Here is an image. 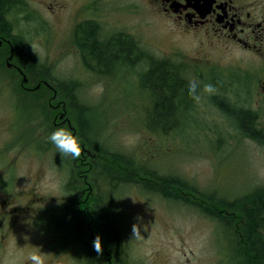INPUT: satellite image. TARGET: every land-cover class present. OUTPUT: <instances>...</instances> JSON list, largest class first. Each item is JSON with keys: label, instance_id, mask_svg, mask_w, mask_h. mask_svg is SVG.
Returning <instances> with one entry per match:
<instances>
[{"label": "flooded vegetation", "instance_id": "obj_1", "mask_svg": "<svg viewBox=\"0 0 264 264\" xmlns=\"http://www.w3.org/2000/svg\"><path fill=\"white\" fill-rule=\"evenodd\" d=\"M152 1L158 5V8L155 9L157 15L168 19L171 24L182 29L183 36L194 34L204 37V67L199 66L198 69L200 70L194 71L190 64L180 62L176 50L157 49L159 47L151 41V37L145 36L144 31L143 33L139 30L141 34H136L132 30H126L124 26L118 27L111 20L112 16H115L114 11H106L107 8H103L102 3L97 6L96 0H87L82 7H75V3L69 6L71 7V17L68 14V21L61 26V39L58 41L59 45H62V50H60L62 58L65 59L69 55L70 58L75 56L81 67L96 73L100 76L98 78H106L109 87L112 85L110 81L118 86L114 78L117 77L119 71H122L121 75H127L125 80L130 79L138 93L143 95L142 104L145 109L151 111L148 114V120L157 125L166 122L183 124V122L186 123L194 119L192 117L179 119L175 117L169 121H163L154 117L153 111L156 110L161 99L154 87L145 82V76L151 69L152 63L169 62L174 69L180 71L181 78L185 80L184 86L186 88H188V83L193 80L190 74L187 75L189 70L194 71L192 74L204 77V81H210L211 76L213 79L221 77L220 82L223 85H226L227 79L231 77L229 79L233 80L234 87L232 93L228 89V92L219 93L222 96H204L205 109L207 111L210 108L218 110L222 116L220 120L223 123L228 122L227 129L229 130L226 132L217 128L218 131L215 133L218 134L216 138L217 148L213 150L211 146V150H208L214 156L217 154V164L220 163L229 168L228 174L223 171L220 172L218 182L214 175L210 178V182L204 183V188L197 185L189 186L190 184L187 182L172 184L173 189L170 198L186 204L204 206V216L209 223L214 225L212 228H215L218 233L220 246L223 248V244L225 248L227 247L221 258L222 264H254L256 252L249 241L250 220L246 214V209L258 200H262L264 203V182L258 184L257 176L253 173L255 165H257L255 149L264 148V0ZM0 2L7 3L3 20L9 25V27L3 28L0 21V51H3L0 53V257L5 258L11 252L12 238L13 240L16 238V235H12L13 232L23 226H25L24 231L28 228H38L42 233L41 238L46 239L47 229H41L38 226L42 222H47L45 219H52L49 215V208L56 202L48 199L46 193L39 186L40 182H42L47 168H51L49 166L51 162L56 169V174H62L64 179L68 177L66 168L61 171L55 158H52V161L48 159L51 153L48 137L57 128H65L66 122L69 129H74L69 116L75 117L79 109L76 103L66 101L63 98L59 88L75 90L76 93L81 91L79 90L80 83H76L78 81L73 84L67 82L66 85L53 86L44 90L46 94L47 92L53 93L52 98L54 100L58 97H61L62 100L49 105L55 117L54 121H57L55 128L47 129L41 122L40 137L35 139L39 130H34L33 118L40 117L43 119L45 117L46 119L51 114L48 113V107L45 103L37 101L35 104L39 111L32 112V98L35 91L33 84L39 85L41 81L37 80L41 76H50L51 73H46L44 70H34L32 54L23 48L22 39L17 35L14 23L9 17V12L17 1L0 0ZM54 3L57 16L67 11L66 2L54 0ZM24 5L28 9L29 5L26 3ZM91 24L96 25L101 40L106 42L122 40L129 43L131 46L130 53H132L130 57L118 56L115 59H110V66L103 68L88 41V27ZM110 26L112 27L110 28ZM223 50L229 51V53L225 54ZM238 52L240 53L238 54ZM201 55L203 54L201 53ZM218 56H231L235 59L224 60ZM74 68L73 73L76 71V67ZM121 88H126L125 84H122ZM41 90L38 89L36 92ZM45 95H39L38 99L45 97ZM208 98L215 100L210 102ZM192 103L194 100L190 97L179 108L181 111H189ZM221 103H225V106L223 107ZM175 107H178L177 103ZM239 111L250 112V129H245L236 119ZM79 115L80 113H78ZM86 123L91 128L88 119ZM205 124L210 125L208 122ZM205 130L213 131L214 129L207 127ZM75 132L76 135L80 134L79 131L77 133V129ZM83 132L81 133L82 154L79 158H74V166H76L77 172L73 171L74 186L73 188L70 187L74 197L71 202L64 199L56 204L57 207L54 206L56 212L63 205L72 206L70 207L72 213H69L77 216L80 220L82 219V212H85L82 208L83 201L78 199L80 179H84L86 175L92 176L91 191L93 190L92 186L98 188L96 157L91 150L86 149L87 141H90L88 130ZM247 158L250 159V163L247 162ZM80 168L84 170H80ZM58 170H60L59 173ZM246 175H249L250 181L245 179ZM69 178L72 179L71 174ZM235 178L239 180V184L243 180L244 186L238 188L237 183H233ZM60 183L62 184V182ZM69 185L70 183L67 184V186ZM62 198H65L64 194ZM54 207L52 212L56 213ZM95 207V204L91 203L89 209H86L90 215V224L96 220L97 207L96 209ZM105 211L106 214H112L110 208ZM261 213V217L264 219V205ZM99 214L102 218V213ZM68 216L69 214H67ZM74 229L80 233L79 223L74 225ZM106 229L108 228L106 227ZM258 232L264 236V228H258ZM97 235L99 234L95 231L94 238ZM108 236L109 245L106 244L104 250L107 260L105 264H113L114 259L117 262H121L122 259L125 260L121 241L117 238V241L112 244L110 233ZM235 239H238V245L242 246L244 251L232 252L231 244ZM45 241L48 242V240ZM116 243L120 244L117 249L115 248ZM48 246H42L40 252L45 250L49 254ZM92 248L96 255L93 245ZM54 252L53 256L60 253L57 248ZM46 262L48 264V259ZM95 262L97 263V259ZM20 264H31V262L26 260Z\"/></svg>", "mask_w": 264, "mask_h": 264}, {"label": "rangeland", "instance_id": "obj_2", "mask_svg": "<svg viewBox=\"0 0 264 264\" xmlns=\"http://www.w3.org/2000/svg\"><path fill=\"white\" fill-rule=\"evenodd\" d=\"M16 1L9 12V17L14 23L17 35L22 39L23 48L39 59L40 62L51 67L59 81L66 80L69 83L78 81L76 83H80L79 90L81 92L78 93V96L81 103L89 105L88 107L91 109L92 134L95 136L97 132L103 131L100 140L97 139L95 143L90 142L89 147L91 149H93L92 145L99 147L100 144H105L108 148L122 146L131 152L133 151L137 156L146 159V161H150V157L151 159L158 158L155 165L161 167L160 170L163 174H170L172 168L179 171L178 176L189 177L194 180L193 183L195 184L210 182L211 175H215L218 182L220 172L223 171L228 174V167L220 163L217 164V154L216 156L214 154L207 155V150L212 146L208 142L213 143L214 149L217 148L216 138L218 134H215L218 131L217 128L223 132L229 130L227 129L228 122L223 123L220 120L222 116L218 110L210 108L207 111L205 109L204 96L207 94L201 91L202 99L199 102L194 101L192 103L191 113L194 120L183 122L184 124H180L178 129L175 127L173 133L160 138L157 133L145 129L144 125L147 122L145 116L149 114V111L145 110V106L142 104L143 95L138 94V90L134 88L130 79L125 80L126 74L121 75L122 71H119L117 77L114 78L119 87L114 85L112 81H110L112 85L109 87L106 78H98L100 76L96 73L81 67L75 56H71L75 59L73 62L74 59L70 58V55L66 56L65 59L62 58L60 52L62 45H59L58 41L61 39V26L68 21V14L71 17V7L69 6L75 3V7H82L87 0H67L68 3L66 0H62L66 2L68 9L60 16L55 14L54 0ZM24 3L29 5L28 9H26L27 6ZM101 3L103 8H107L106 11H114L115 16H112L111 20L118 27L124 26L126 30H132L136 34H141L139 30L144 31L145 36L151 37V41L159 47L157 49L164 51L177 49V57L180 58V62L190 64L195 70H200L198 69L200 63H203L201 66L204 67V37L195 36L194 34L183 36L182 29L171 24L168 19L157 15L155 9L158 8V5L154 1L96 0L97 6ZM69 22L71 21L69 20ZM2 52L1 50L0 53ZM224 53L228 54L229 51H224ZM218 57L224 60L235 59L231 56ZM74 67H76V71L73 73ZM191 78L200 83L201 89L203 84L211 83L215 85L216 90L212 95H221L219 93L228 92V89L232 93L234 90L233 80L229 79L231 77L227 79L226 85L220 82L221 77L213 79V76H211L210 81H204V77L192 74ZM122 84H125L126 88H121ZM98 85H102V90L97 87ZM39 94L46 93L41 92ZM52 96L53 93L47 92L45 97H42L44 99L37 100V102L46 104L48 113L51 115L50 117L47 116L46 119L44 117V120L40 117L33 118V128L39 130L35 139L40 137L41 122L47 129L55 128V122L57 121H54L55 117L49 105L58 100L61 101L62 98L58 97L54 100ZM208 99L210 102L215 100L214 98ZM32 103L31 110L36 113L39 110L36 108L34 96ZM186 117L191 118L190 112L179 116V118ZM69 118L71 117L69 116ZM195 119L199 121H195ZM206 122L212 125L213 131L204 129ZM75 125L73 123V126ZM65 128L69 129L67 122ZM90 132L91 128L89 127L88 135H90ZM50 148L51 153L48 159L52 161V158H55L61 171H64V165L66 166L68 172L67 183L70 174L72 175L73 171L77 172L73 161H70L72 157L61 156L53 144ZM255 153L257 165H255L253 173L256 174L259 184L264 182V148H256ZM247 162L250 163L249 158H247ZM49 166L51 168H47L39 186L50 201L57 202L61 200L63 193L69 191V189L60 186L62 174L55 173L56 169L53 167V162L49 163ZM60 170H58V173ZM91 177L86 175L84 179H80V185L82 182L83 185L79 187L78 193V199L83 201L85 206L89 205L83 208L85 211V214L82 213L85 222L84 227L89 228L90 215L86 212V209H89L91 205L88 197L93 198L92 193L94 191V197H100L101 194L102 199L109 203L112 208L114 207L111 210L112 216L117 214L113 211L116 212L119 205L123 203V209H118V212L119 215L120 212L122 214L121 220L124 219L126 224L129 223V227L126 228L128 246L126 250H128L127 254L132 264H221L217 257L221 252L218 250L220 245L214 243V240H219L218 233H215L216 229L212 228L214 225L209 223L205 216L199 215L198 210L189 206L178 208L177 205L172 203L171 199L166 198L164 195L160 197L151 193H142L139 185H137L138 188L117 186L114 190L109 191L106 185L103 184L98 188L92 186L93 190L91 191ZM245 179H249V175H246ZM242 181L239 184V180L235 178L233 183H237L236 186L241 188L244 186ZM99 213L97 211L95 217ZM123 214L125 217H123ZM133 224H136L139 229L136 236L133 233ZM24 230L25 226L13 232L12 235H16V238L15 240L12 238L10 243L11 252L5 258L0 257V264H4L5 260L20 264L28 260L27 256L30 253L40 252L42 246H48L52 243L48 235H46V239L41 238L42 233L38 228ZM75 238V233L63 235L59 239V244L64 243L67 245L71 239ZM45 240H48V242ZM231 245L233 253H237L238 250L244 251L243 247L238 245V239H235ZM222 246V250L225 251L227 247L225 248L223 244ZM48 249L49 254L45 250L42 251V253L45 251L44 254L47 255L45 259H48V264H74L72 258L65 255V253L60 252L57 256H53L56 248L48 246Z\"/></svg>", "mask_w": 264, "mask_h": 264}, {"label": "trees", "instance_id": "obj_3", "mask_svg": "<svg viewBox=\"0 0 264 264\" xmlns=\"http://www.w3.org/2000/svg\"><path fill=\"white\" fill-rule=\"evenodd\" d=\"M6 8L7 3L0 2V21L3 28L9 27L8 23L3 20V14ZM88 39L90 47L95 52V55L97 56L98 61L101 62L103 68H108L110 66V59H115L118 56L125 58L127 56L129 58L130 54H132L130 53L131 46L129 43H125V41L115 40L112 42H106L101 40L97 32V27L94 24H91L88 27ZM44 67L45 65L39 63L35 58H33L34 70H44ZM179 72L180 71L178 69H174L173 65L169 62L165 63L163 61H158L156 63H152L151 69L145 76V82L154 87L157 95H159L161 99L158 107L155 111H153L154 117L160 118L163 121H169L175 117L179 119L180 115L188 112L186 110L181 111L179 108L181 104H184L190 98L188 88L184 86L185 80L181 78V74ZM57 83L58 87H60V85H66L63 82ZM59 91L62 92L61 95L66 101L69 100L79 106L76 119L79 126V135L81 136L83 131L89 129L86 123L87 121L85 120V111L87 107L82 105L78 93H76L75 90L70 91L65 88H59ZM176 103L178 104V107H175ZM221 105L224 107L225 103H221ZM78 113H80L79 116ZM236 119L245 129H250V112L239 111ZM178 125L179 124H172L168 122L157 125L149 121V124H145L144 126L147 131L157 133L160 138H163L162 136H168L173 133V129L175 127L178 128ZM92 146L95 148L97 155L99 156L98 160H101L96 164L97 169L103 168L108 170V168H110L112 170L110 175L111 179L108 178V180L111 181L110 187L112 190H114L117 186L137 187V185H139L145 193H158L169 197L173 189V187H171L172 184L179 182L185 183L183 180L179 179L177 175L163 174L160 170L161 167L155 165V163L158 162V158L151 159L150 157V161H146V159L137 156L133 151L131 152L122 146H114L113 148H107L102 144H100L99 147H96L95 145ZM107 172H109V170ZM263 205V201L258 200L246 209V214L250 220L249 241L251 247L256 252L254 264H264V236L258 232V228H264V219L261 217ZM103 206L104 203H102L101 200L96 201L97 211L102 213L103 226L106 225L108 231H111L110 236L112 237L113 242L117 241V238L120 240L121 235L117 228L120 223L118 222L115 224L112 215L106 214ZM108 208L113 209L114 207L112 208L109 205ZM69 212H71L69 205H63L60 207L57 214L58 221H69L72 225L79 223L80 227H82L84 222L83 219L80 220L77 216H73V214H71L72 212ZM67 214H69L68 217ZM83 244V255L87 258L88 264H100L99 255L97 253L96 255L94 254L90 243L87 240H83ZM119 246L120 244H115L116 249ZM96 259L97 263L95 262ZM118 262L120 264L121 262H123V264H129L127 259H122L121 262Z\"/></svg>", "mask_w": 264, "mask_h": 264}, {"label": "clouds", "instance_id": "obj_4", "mask_svg": "<svg viewBox=\"0 0 264 264\" xmlns=\"http://www.w3.org/2000/svg\"><path fill=\"white\" fill-rule=\"evenodd\" d=\"M98 88L102 90V85H98ZM215 85L211 83L203 84L202 89L200 88V83L196 80H192L188 83V94L196 102L202 99L201 91L204 94L212 95L215 93ZM49 141L58 149V153L61 156H71L73 158H79L82 154V146L79 138L74 135V133L64 127L57 128L49 137ZM133 233L136 236L139 229L136 224L132 226ZM102 238L97 235L93 240L94 250L98 255H102ZM46 254L42 252H32L27 256V259L31 264H46ZM4 264H14V262H9L5 260Z\"/></svg>", "mask_w": 264, "mask_h": 264}, {"label": "bare ground", "instance_id": "obj_5", "mask_svg": "<svg viewBox=\"0 0 264 264\" xmlns=\"http://www.w3.org/2000/svg\"><path fill=\"white\" fill-rule=\"evenodd\" d=\"M85 19V18H84ZM85 22V21H84ZM116 171V170H115Z\"/></svg>", "mask_w": 264, "mask_h": 264}]
</instances>
